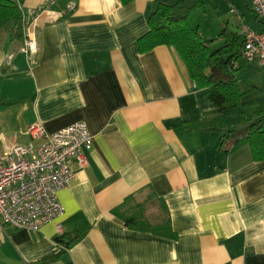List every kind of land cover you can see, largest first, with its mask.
<instances>
[{
	"label": "crops",
	"instance_id": "1",
	"mask_svg": "<svg viewBox=\"0 0 264 264\" xmlns=\"http://www.w3.org/2000/svg\"><path fill=\"white\" fill-rule=\"evenodd\" d=\"M13 1L36 51L21 50L11 25L0 30V154L40 144L28 134L33 123L51 133L85 122L93 144L57 193L62 232L57 220L38 231L0 222V264H264V160L247 144L232 148L227 127L188 128L213 117L209 90L172 47L138 49L148 16L177 0H69L65 16L52 9L57 0ZM199 1L188 23L205 40L224 26L264 29L252 0ZM239 86L245 109L264 108L257 63L239 73ZM223 115L238 121L235 109ZM161 201L170 236L114 213L140 211L154 225Z\"/></svg>",
	"mask_w": 264,
	"mask_h": 264
},
{
	"label": "trees",
	"instance_id": "2",
	"mask_svg": "<svg viewBox=\"0 0 264 264\" xmlns=\"http://www.w3.org/2000/svg\"><path fill=\"white\" fill-rule=\"evenodd\" d=\"M120 1L125 5L133 0ZM68 2L69 0H57L51 7L62 10L65 16L71 10L67 6ZM200 4L199 0L159 3L148 16V30L138 39V49L145 52L158 45L172 47L195 85L209 90L210 113L214 114L213 117L193 122L188 128L199 127L219 132L227 127L232 148L247 144L256 160H264V108L257 107L252 111L245 109L242 98L246 92L239 86V73L249 63L243 56L244 37L240 31L224 26L217 37L203 39L199 28L188 23V17ZM23 24V13L19 6L13 0H0V30L11 25L10 38L21 40ZM215 44L218 46L211 49ZM229 109L236 110V123H226L223 112ZM159 204L162 215L160 221L154 225L140 211L122 215L116 209L114 213L120 215L128 227L170 236L171 225L167 209L163 201ZM60 241L63 242V239Z\"/></svg>",
	"mask_w": 264,
	"mask_h": 264
},
{
	"label": "built area",
	"instance_id": "3",
	"mask_svg": "<svg viewBox=\"0 0 264 264\" xmlns=\"http://www.w3.org/2000/svg\"><path fill=\"white\" fill-rule=\"evenodd\" d=\"M256 16L264 20V0H252ZM245 44L243 56L257 63L264 71V29L254 31L240 27ZM24 53L36 51L35 40L29 31L23 32ZM28 134L41 139L33 144H13L0 154V222L17 228L38 231L42 225L59 219L64 209L57 193L71 182L74 172L71 161L85 165L83 154L93 144L92 135L85 122L78 121L54 132L33 123ZM61 223L56 221V231L61 233Z\"/></svg>",
	"mask_w": 264,
	"mask_h": 264
},
{
	"label": "rangeland",
	"instance_id": "4",
	"mask_svg": "<svg viewBox=\"0 0 264 264\" xmlns=\"http://www.w3.org/2000/svg\"><path fill=\"white\" fill-rule=\"evenodd\" d=\"M190 16H191V15H190ZM190 16H189V17H190ZM189 19H190V18H189ZM192 22H193V20H192ZM217 46H218V45H213V46H211L210 48H211V49H214V48L217 47Z\"/></svg>",
	"mask_w": 264,
	"mask_h": 264
}]
</instances>
